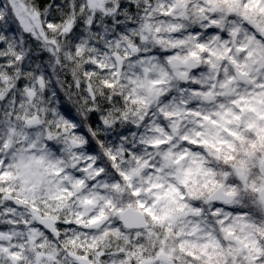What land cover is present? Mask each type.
I'll list each match as a JSON object with an SVG mask.
<instances>
[{"label": "clouds", "instance_id": "1", "mask_svg": "<svg viewBox=\"0 0 264 264\" xmlns=\"http://www.w3.org/2000/svg\"><path fill=\"white\" fill-rule=\"evenodd\" d=\"M262 10L0 0V264H264Z\"/></svg>", "mask_w": 264, "mask_h": 264}, {"label": "snow or ice", "instance_id": "2", "mask_svg": "<svg viewBox=\"0 0 264 264\" xmlns=\"http://www.w3.org/2000/svg\"><path fill=\"white\" fill-rule=\"evenodd\" d=\"M259 2V0H249V3H258ZM262 11H264V10H262ZM17 18L18 19H21V23H23V19H22V17L20 16V13L18 12L17 13ZM49 27H52V25H49ZM27 30V29H26Z\"/></svg>", "mask_w": 264, "mask_h": 264}]
</instances>
